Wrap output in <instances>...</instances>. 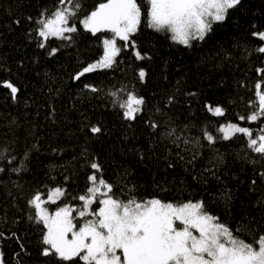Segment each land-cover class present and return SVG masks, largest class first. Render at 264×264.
<instances>
[{
    "label": "trees",
    "instance_id": "1",
    "mask_svg": "<svg viewBox=\"0 0 264 264\" xmlns=\"http://www.w3.org/2000/svg\"><path fill=\"white\" fill-rule=\"evenodd\" d=\"M106 1L78 0L74 9L68 0H0L3 264H84L42 255L49 247L45 227L29 201L60 188L57 204L78 209L79 197L101 178L111 186L109 192L101 185L105 196L123 203L200 202L236 238L254 244L264 236V154L249 147L264 133L257 97L264 92V52L258 51L264 47L258 35L264 33V0H240L204 39L188 45L151 28L147 0H137L141 19L127 48L117 40L109 67L77 78L112 36L81 26ZM64 8L75 11L68 25L76 31L41 37L39 21ZM7 84L16 87L15 98ZM129 94L144 101L134 119L120 107ZM216 107L222 115L212 111ZM253 114L257 119L249 120ZM230 124L251 135L234 132L225 139L220 129Z\"/></svg>",
    "mask_w": 264,
    "mask_h": 264
},
{
    "label": "snow or ice",
    "instance_id": "2",
    "mask_svg": "<svg viewBox=\"0 0 264 264\" xmlns=\"http://www.w3.org/2000/svg\"><path fill=\"white\" fill-rule=\"evenodd\" d=\"M64 2L60 0V3ZM68 3H72L74 9L79 7L78 0H68ZM239 3L240 0H147V18L151 28L170 32L172 40L188 45L190 40L204 39L212 24L224 21L228 10ZM73 15L75 11L68 8L55 11L52 18L39 21L42 24L39 35L47 39L62 37L65 32H75V27L67 26ZM140 19L141 6L137 0H107L82 23L93 33L106 29L120 40L128 41L129 35L137 30ZM258 35L264 40V33ZM104 45L103 60L98 65L85 67L77 78L92 72L97 66L109 67L112 64L119 52L115 39H106ZM40 47H44V44L41 43ZM258 51L264 52V47ZM139 76L143 80L144 71H140ZM6 86L15 98L16 87L11 84ZM257 89H260V85H257ZM257 97L259 114H264V92L257 91ZM143 103L142 98L129 94L127 103L120 104L125 109L124 117L134 119V114L140 111L139 106ZM214 113L223 114L219 107L214 109ZM248 119L256 120L257 114ZM228 129L251 135L248 129L230 124L220 129L225 132V139H229ZM100 131L99 127L91 128L93 133ZM206 136L211 142L213 137ZM259 140V146L255 139L250 140L249 147L264 154V135ZM91 167L99 170L96 163H92ZM89 180L95 185L97 177L89 176ZM99 184L111 191V186L102 178ZM87 191L95 194L100 189L94 186ZM62 195V190L57 188L48 199L55 202ZM79 199L84 202L80 217L91 214L95 219L86 220L78 231H74L76 225L68 207L59 208L49 215L42 207L44 202L39 194L29 201L36 209L38 222H42L47 229L43 244L50 247L44 248L42 255H56L62 261L79 258L84 264H264V236L254 244L245 243L236 238L226 225L218 222L216 217L204 211L200 202L174 205L159 199L145 202L130 199L123 203L108 196L99 201L102 206L98 212L88 213L87 209L93 203L92 196L81 195ZM193 230L198 235H194ZM69 233L71 239L68 238Z\"/></svg>",
    "mask_w": 264,
    "mask_h": 264
},
{
    "label": "rangeland",
    "instance_id": "3",
    "mask_svg": "<svg viewBox=\"0 0 264 264\" xmlns=\"http://www.w3.org/2000/svg\"><path fill=\"white\" fill-rule=\"evenodd\" d=\"M105 3H107V1L105 2ZM99 7V6H98ZM97 7V8H98ZM96 8V9H97ZM96 9H94V10H96ZM93 10V11H94ZM91 14V13H90ZM89 14V15H90ZM50 18H52V17H50ZM87 18V16L84 18V19H86ZM49 19V18H48ZM84 19H82V21L84 20ZM82 21H81V26H83L84 27V25H83V23H82ZM67 26H69V25H67ZM42 27V26H41ZM40 27V28H41ZM72 27V26H71ZM39 28V29H40ZM85 28V27H84ZM86 29V28H85ZM102 30H106V29H102ZM38 32H39V30H38ZM111 32V31H110ZM65 33H67V32H65ZM64 33V34H65ZM63 34V35H64ZM133 34V33H132ZM131 35V34H130ZM130 35H129V37H130ZM59 38V37H58ZM45 39V38H44ZM106 39H115V44H116V47L119 49V46H118V43H117V40H120L119 38H117V37H115L114 36V33H112V36L111 37H108V38H104V40H103V53H102V55H101V57L98 59V60H96V61H94L93 63H91V64H89V65H93V64H99V62L100 61H102L103 60V58H104V54H105V45H104V41L106 40ZM122 41H124V40H122ZM125 42V47L127 48V45H126V42L127 41H124ZM115 58V57H114ZM114 60V59H113ZM89 65H87L86 67H88ZM100 68H104V67H102V66H97L95 69H100ZM84 69V68H83ZM83 69H82V71H83ZM94 69V70H95ZM81 71V72H82ZM214 109L215 108H213L212 109V111L214 112ZM231 125H234V124H231ZM235 126H237V125H235ZM237 127H240V126H237ZM224 128H227V127H225L224 126ZM241 128V127H240ZM235 131H233L232 129H228V132H227V134H228V136H230V135H232L233 133H234ZM222 134H223V136H225V132H222ZM262 135H264V133H262L260 136H262ZM259 136V137H260ZM259 143H260V140H259V138H258V143H257V146H259ZM92 187H94V186H92ZM95 187H98L99 189H100V191L99 192H97V193H95V194H92V193H89V195L88 196H92V199H93V203L89 206V208L87 209V212L88 213H95V212H98L99 211V208L102 206L100 203H99V201L100 200H102V199H106V198H108L107 196H105V194H106V191L108 190V188H106V191L105 190H102L101 188H102V186L100 185V184H98V185H96ZM55 189H57V188H53V189H50V190H48L45 194H42V193H38L40 196H41V200L44 202L43 204H42V207L43 208H45L46 210H47V212L49 213V215H52V214H54L56 211H58L59 210V208H62V207H68L70 210H71V218H72V220H73V215H72V213H73V210H75L76 212H75V219L73 220V223L76 225V228H74V231H78L79 230V227L80 226H82L83 225V223L86 221V220H90V219H95V217L93 216V215H91V214H89V215H86L85 217H80V215H79V213H80V211H83L84 210V208H83V205L80 207V208H78V209H75L76 208V206H74V207H71V206H68V205H65V206H63V205H59V204H57V202L59 201V199H55V202H52V201H49V199H48V197H49V195L55 190ZM60 189V188H59ZM37 195V194H36ZM60 198V197H59ZM84 203V202H83ZM35 208V207H34ZM36 210V209H35ZM179 222H177V224H178ZM180 227H182V225H179ZM47 232V229L45 228V233ZM193 234L194 235H198V233H196L195 232V230H193ZM68 238L69 239H71V233H69L68 234ZM50 247V246H49ZM0 264H3V262H2V258H1V254H0Z\"/></svg>",
    "mask_w": 264,
    "mask_h": 264
}]
</instances>
